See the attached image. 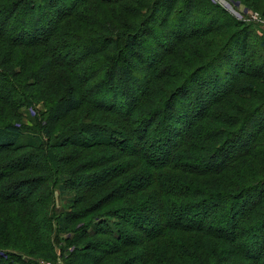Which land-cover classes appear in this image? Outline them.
I'll return each instance as SVG.
<instances>
[{"label": "trees", "instance_id": "16d2710c", "mask_svg": "<svg viewBox=\"0 0 264 264\" xmlns=\"http://www.w3.org/2000/svg\"><path fill=\"white\" fill-rule=\"evenodd\" d=\"M91 1L0 0V246L53 250L50 236L93 216L65 238V264H264V118L253 121L264 99L243 103L264 62L245 47L231 60L239 22H215L206 0ZM199 9L208 20L188 24ZM77 22L101 35L67 32ZM193 48L207 52L191 64ZM39 103L46 123H21ZM49 184L83 194L56 218L31 212L34 195L53 202ZM10 255L0 248V264H16Z\"/></svg>", "mask_w": 264, "mask_h": 264}, {"label": "rangeland", "instance_id": "374dc122", "mask_svg": "<svg viewBox=\"0 0 264 264\" xmlns=\"http://www.w3.org/2000/svg\"><path fill=\"white\" fill-rule=\"evenodd\" d=\"M206 1L207 2L209 1L211 3V6L213 8L211 10L212 11L211 13H212V16L215 17L214 18L215 22L223 23L224 21H230L231 18H233L234 21L239 22L238 24L236 23L238 25L237 28H239L240 31H242V32H240V34H238V36H234L235 40H234V43H232V47H231L232 50H229V52L231 54L230 55L231 60L233 61L235 59H238L239 55H241L240 54L241 48L245 47V50H246L245 57L247 58L249 56L250 57L252 56V59L253 58L255 59V57L258 58L260 56L261 58L256 60V63L259 61L258 64H262V60L264 62V48H259V44L264 39V2L257 5V3H255V0H206ZM215 6L219 7L222 11L219 9H216ZM85 9L84 10L88 13H84V15L90 16V18H92V17L96 18L97 15H99L98 12L95 10L94 11L89 10L87 7H85ZM99 13H102L101 7L99 8ZM203 13H204V11H201V9H199L198 11L190 10V17H189L190 20H189L188 24L194 20H195V22H202V19L204 21L208 20V17L205 16ZM215 13L217 14L216 16H214ZM35 15H34V17H35ZM103 15H105V14H103ZM254 15H255V17H254ZM34 17L31 16V18H34ZM112 17L114 18L113 15H112ZM112 17H111V15H109L107 18H112ZM101 18H102V16H101ZM169 23H170V21L165 23V26H164L165 28L163 29V31H167L166 26H168ZM76 24L77 25L72 24L71 29H73V30H68L67 32L79 33L82 31L84 33V34L82 33V35L84 37H90L92 35H89V34L92 33V31L93 32L97 31L101 35V31L98 28V26L86 25L83 27L78 22ZM107 25L105 27V30L111 29V28H108ZM80 28L83 30H81ZM101 29L103 30L104 28L102 27ZM212 38H214V37H212ZM68 39H69L68 35L65 34V36H63V38H58V40H57V42H55V44L61 45V44H63V42L67 41ZM171 39H172V37H171ZM244 40H245V42L243 43V46H242V44L241 45L238 44V42L244 41ZM68 41H70V40H68ZM71 42H73V41H71ZM165 42H168V41H165ZM96 43H98V42H96ZM55 48H56V46H55ZM217 49H218L217 47L211 48L210 49V52H211L210 55H212L214 51H217ZM64 51H66V50H64ZM69 51H72V50H69ZM62 52H63V50H61L57 54L60 55ZM205 52H207V49H197L196 48L194 50V48H193L190 52H186L188 55H190V58H191L190 60H187V62H190L192 64L191 61L195 62V59ZM228 58L229 57L225 56L223 59L216 62L217 66L216 65L212 66L210 68V71L211 72L212 71L218 72L219 69L222 68L221 71L223 73V68L230 64L229 61L227 60ZM218 66H219V69H218ZM263 66H264V63H263ZM190 69H191V67L187 68L186 70L189 72V71H191ZM250 83H252V87H253L254 91L247 93L246 97H248V98H247V100L243 101V103L246 104L248 109H250L252 107L254 108L258 104H260V102L257 103L259 100L264 99V77H262L261 80H258V81L254 80L253 82H250ZM119 103H120V101H119ZM44 112H45V109H44V106L42 103H39L33 107H28V108L23 107L21 109L22 119H20V121H21V123L23 122L24 125H26L27 127H33L34 125L37 124V122H39V124L43 125L46 123V118L43 115ZM258 118H264V110H262V112L260 114L259 113H258V115L256 114V116L254 118L255 120L253 119V121L255 122ZM41 119H44L45 123L42 122ZM96 150H99V152L91 154V155H94V157H98V158L104 157L106 159H110L111 156L115 155V153H113L112 149H107V148H103V149L102 148H94V149H91V151H89V152L96 151ZM94 157H89V158L83 157L80 159V161H77L76 164L88 163V162L92 161V159ZM125 161H127V160H125ZM115 164H117V163L115 162V163L111 164L109 166V168L116 167ZM83 168L84 167H82L81 172H79V173L83 174L84 176L90 175V174H95V172H96V171H91V170L90 171H83ZM38 177H40V174H38ZM82 179H83V177L82 178L80 177L78 182L80 183L82 181ZM122 180H123L122 177L119 179H115L110 184H108V186H106V187H111L113 185H115L117 187L123 186L124 182ZM49 185H50L49 190H51L50 193L54 192L53 202H51L50 200H47V198H45V196L40 194V193H39V195L38 194L34 195V197L31 198V201L33 202L32 207H30L31 212H33V213L37 212V214H40V212L43 211L46 213V216L49 217V216L53 215V217L56 218V216H58V214L64 213L68 210V205L65 201L68 200L69 196L72 198L73 197L77 198L83 194V191L79 190L78 188L76 191V190H72V188H70V187L65 188L64 189L65 193L60 194V190L58 189L59 185H55L53 188H51L52 187L51 184H49ZM26 190L27 189H24L23 191L26 192ZM24 192H21V194H24ZM3 194H5V192H3ZM83 198H84V196H83ZM115 207H112V208H115ZM80 208H81V206H78V209H80ZM32 220H33L32 223L37 225L39 228L41 227V228H44L46 230H49L47 228V225L45 223H42V220H40L39 217L36 219H32ZM92 220H93V216L87 217L83 221L78 220L77 222H75V224L73 226L74 228H72V231H74V232L68 233L67 231H63V233H59V235L57 237H53L52 240H50V237H51L50 236L49 242L54 243L53 248H52L53 250L47 249V247L45 246V244L43 242L34 244L33 249H35V250H33V252L29 251L31 256L28 255L27 253L24 254L23 251H20L17 249L12 250L10 247H7V246H0V248L4 249L6 251L9 250L11 255H10V257H9L10 259H8V261H10L11 263H12L11 260L13 259L14 261H16L15 262L16 264H26L27 263L26 261L28 260V263H29V260L31 259L33 261L32 264H65L64 258L67 257V255H68L67 252L69 251V249L66 247L67 244L64 241L65 238H69V236L71 237V236L77 235L78 233H76V232L82 231V229H84V227H86L88 224L90 226L89 228L92 229L93 226L96 223H98V221H99L98 220V221L90 223ZM55 221H56V219H55ZM53 223L54 224L51 223V233H50L51 235H53V233H55V229L57 228V222H53ZM83 224H85V225H83ZM100 239H104V238H100ZM57 240L59 241L58 243H56ZM82 243H84V241H79L77 244L80 245ZM61 252H64V253H61ZM20 253H22L23 256L25 255L23 257L24 258L23 262L16 260V259H18L17 257H19V255H22Z\"/></svg>", "mask_w": 264, "mask_h": 264}, {"label": "built area", "instance_id": "2783aa9c", "mask_svg": "<svg viewBox=\"0 0 264 264\" xmlns=\"http://www.w3.org/2000/svg\"><path fill=\"white\" fill-rule=\"evenodd\" d=\"M254 17H255V15H254Z\"/></svg>", "mask_w": 264, "mask_h": 264}]
</instances>
